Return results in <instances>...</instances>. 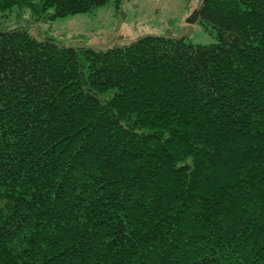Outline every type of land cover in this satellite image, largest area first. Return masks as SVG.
Returning a JSON list of instances; mask_svg holds the SVG:
<instances>
[{
    "label": "trees",
    "instance_id": "obj_1",
    "mask_svg": "<svg viewBox=\"0 0 264 264\" xmlns=\"http://www.w3.org/2000/svg\"><path fill=\"white\" fill-rule=\"evenodd\" d=\"M108 2L0 0V264H264V0H201L210 44L10 18Z\"/></svg>",
    "mask_w": 264,
    "mask_h": 264
},
{
    "label": "rangeland",
    "instance_id": "obj_2",
    "mask_svg": "<svg viewBox=\"0 0 264 264\" xmlns=\"http://www.w3.org/2000/svg\"><path fill=\"white\" fill-rule=\"evenodd\" d=\"M201 0H109L92 11L65 17L31 20L25 10L19 23L36 35H51L70 44L97 49L123 45L149 34L186 36L191 42L210 44L217 41L212 29L187 19ZM18 23V24H19Z\"/></svg>",
    "mask_w": 264,
    "mask_h": 264
},
{
    "label": "water",
    "instance_id": "obj_3",
    "mask_svg": "<svg viewBox=\"0 0 264 264\" xmlns=\"http://www.w3.org/2000/svg\"><path fill=\"white\" fill-rule=\"evenodd\" d=\"M199 15V8H197L192 15L187 19L188 23H195Z\"/></svg>",
    "mask_w": 264,
    "mask_h": 264
}]
</instances>
